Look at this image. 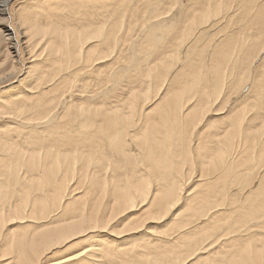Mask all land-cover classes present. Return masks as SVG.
<instances>
[{
	"label": "bare ground",
	"instance_id": "6f19581e",
	"mask_svg": "<svg viewBox=\"0 0 264 264\" xmlns=\"http://www.w3.org/2000/svg\"><path fill=\"white\" fill-rule=\"evenodd\" d=\"M0 22V264H264V0Z\"/></svg>",
	"mask_w": 264,
	"mask_h": 264
},
{
	"label": "rangeland",
	"instance_id": "374dc122",
	"mask_svg": "<svg viewBox=\"0 0 264 264\" xmlns=\"http://www.w3.org/2000/svg\"><path fill=\"white\" fill-rule=\"evenodd\" d=\"M64 11H67V10H64ZM70 22V21H69Z\"/></svg>",
	"mask_w": 264,
	"mask_h": 264
},
{
	"label": "snow or ice",
	"instance_id": "6c2138e0",
	"mask_svg": "<svg viewBox=\"0 0 264 264\" xmlns=\"http://www.w3.org/2000/svg\"><path fill=\"white\" fill-rule=\"evenodd\" d=\"M0 23H2V22H0Z\"/></svg>",
	"mask_w": 264,
	"mask_h": 264
}]
</instances>
